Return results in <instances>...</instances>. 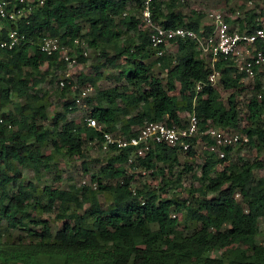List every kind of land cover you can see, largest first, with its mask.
<instances>
[{
	"label": "trees",
	"instance_id": "obj_1",
	"mask_svg": "<svg viewBox=\"0 0 264 264\" xmlns=\"http://www.w3.org/2000/svg\"><path fill=\"white\" fill-rule=\"evenodd\" d=\"M141 2L44 0L39 4L37 0L31 10L15 21H6L1 29L0 110L5 109V121L0 122V264H264V227L261 230L259 225L261 218L264 222V174H255V169L263 165L261 161L243 159L240 164L218 169L219 163L229 158L232 147L226 148L224 158L208 152L200 184L190 190L187 199L175 190L172 196L163 195L167 188L182 186L184 173L179 170L174 178L168 176L180 164L182 151L166 144L156 145L131 163L153 174L161 173L162 184L157 188H133L135 175L129 174L126 167L131 148L118 149L114 145L109 148L106 164L92 173L95 186L82 183L68 188H40L33 182H21L23 167L34 169L38 177L43 168L50 167L56 156L54 151L46 153L44 146L51 144L55 151L68 156H83V137L100 144L104 140L103 132L89 126L86 118L79 123L57 113L54 127L38 122L48 116L47 92L39 88L46 79L44 74L67 64L58 52L48 54L41 49L47 36L58 37L62 44L71 46L81 62L87 59L82 43H75V39L86 42L105 58L95 65V75H79L81 84L97 86L106 65L122 68L125 84L98 87L95 95L86 97L95 102L90 115L104 130L131 136L147 121L183 125L188 120L181 117V111H195L198 135L210 126L240 128L236 93H231L226 103L218 86L208 83L212 69L192 40H175L178 50L174 55L163 53L152 59L163 46L154 47L149 28L141 25ZM180 6L181 0H154L152 17L165 27L185 26L199 31L204 13L193 9L185 16ZM243 14L241 29L254 31L259 26V14L253 9ZM9 28L24 35L12 48L1 46ZM258 46L264 50L263 42ZM123 57L125 62L118 63ZM45 62L48 69L42 71ZM156 64L166 72V86L151 74ZM216 67L222 72V87L236 89L243 85L244 74L235 71L231 60L222 57ZM198 82L204 83L199 91ZM178 84L179 95L170 93ZM71 86L72 81L66 79L61 94L69 93ZM14 97L16 102L7 109ZM72 105L75 108V100L65 104V111L69 112ZM247 108L249 123L243 130L250 137L248 144L262 151L264 89L259 77ZM59 120L63 121L61 125ZM198 135L190 139L192 146L184 151L190 156L195 155L193 146ZM202 136L210 140L208 135ZM184 166L185 171L192 168L191 164ZM113 179L118 181L110 182ZM12 183L14 189L10 188ZM210 192L217 195L209 197ZM101 193L110 196L108 208L101 203ZM37 205L49 211L58 205L56 217L64 220L62 227L54 233L48 220L31 217L29 210ZM19 227H24L27 237L15 241L12 230ZM259 235L262 243L257 241ZM212 249L224 253L215 257L210 254Z\"/></svg>",
	"mask_w": 264,
	"mask_h": 264
},
{
	"label": "rangeland",
	"instance_id": "obj_2",
	"mask_svg": "<svg viewBox=\"0 0 264 264\" xmlns=\"http://www.w3.org/2000/svg\"><path fill=\"white\" fill-rule=\"evenodd\" d=\"M168 1V0H167ZM133 7V6H132ZM196 9L204 13V19L202 20V25L207 21V15L214 12L224 13L227 19L231 18L232 15H235L239 10L243 14L244 11L253 9L259 16L264 19V0H181V6L179 10L185 15L189 16L192 13V10ZM4 23H0V31L4 27ZM87 25L85 26V30ZM83 54L86 57V62H81L78 59V55L75 50L72 48V54L77 57V61L73 65H67L65 68L59 69H50L46 76V79L41 82L39 88L43 92H47V99L49 101L48 106V116L46 119H39L38 122L44 123L48 127H54L56 121L57 113L65 114L68 120H74L81 123L87 115L90 114L93 104L95 102H90L86 100V97L83 95L84 84H81L78 81V77L81 74L86 75H95L96 68L95 65L104 62L105 58L101 56L99 51L90 48L86 42H82ZM178 50V44L175 42H170L166 45L164 53L169 55H174ZM156 54L152 59L157 57ZM126 58H121L118 63L125 62ZM42 71H47L48 64L45 62L41 65ZM121 67H113L112 65H106L101 70L103 75L98 80L97 86H93V90L90 93H87L89 97L96 94V91L99 88H106L116 85L125 84L126 80L120 74ZM69 73V76H67ZM151 74L159 77L164 85L167 84L166 72L163 71L159 64H156L151 70ZM69 79L72 81L71 91L66 95H62L61 91L63 86L60 84L61 80ZM244 82L240 88L236 89H225L221 86L220 83L217 84L221 96L226 103H228V97L231 93H236L237 104L240 111L241 117V126L237 131L244 132L243 128L248 125V108H247V99L254 94L253 88L250 86L252 82L246 77L243 78ZM179 84L177 88L170 93H175L179 95ZM37 88V89H39ZM132 90H135V87L131 86ZM75 100V108H70L69 112L65 111V104L70 103V101ZM16 102V98L12 99L7 105V109L13 107V103ZM5 110V109H3ZM2 110V111H3ZM180 115L185 120H188L189 114L187 111H181ZM63 123L62 120H59V125ZM231 130H234L230 128ZM203 134L198 135L197 140L193 146L195 149V155L190 156L188 152H179L180 164L176 166L174 173L168 172V176L175 177L176 173L181 170L183 171L182 186L177 189L167 188L164 192V196H172L175 193L179 194L181 198H189L190 190L198 187L200 184L199 177L201 174L202 165L205 163L208 152L210 151L209 140L202 136ZM82 148L84 151L83 156L79 155H65L63 151H55L54 147L49 144L43 147L46 153H51L54 151L55 159L50 163L49 168H43L41 170V177L36 175V172L32 168H22L23 178L21 182L23 184H28L33 182L38 185V187L43 188L45 185H51L58 188H68L71 185H80L82 183L96 185V182L92 180V173L98 171L101 166L106 164V161L110 155V149H105L102 144L97 142H90L87 139L82 141ZM243 159L250 162L261 161L262 167L255 169L256 176L260 177L264 174V150L260 151L255 145L252 144H237L234 149L229 153V158L224 162L219 163L218 169H223L225 165L229 164H240ZM191 164L192 168L188 171H185L184 164ZM135 164V162H134ZM129 174H134V179L132 181L133 188H140L144 185H149L152 188H157L162 184V174L156 172L152 173L150 169H146L142 166L134 167L129 162L126 164ZM118 179H113L110 182H117ZM104 182H108V179H104ZM11 189H14L13 183L10 185ZM198 195L197 192H195ZM217 195L216 192H210L209 197ZM100 200L104 208H108L111 205L110 196L108 193H101ZM46 200H43L45 205ZM88 207V205H87ZM29 213L31 217L38 219H46L49 221L53 232L55 233L60 229L64 223V220L57 219L56 215L58 213V205L52 210L49 211L41 205H37L35 209H30ZM174 214H177L181 219L182 214L177 211H173ZM4 223H6L4 221ZM261 230H263L264 222L263 218L260 219L259 223ZM32 227L39 229V226L31 224ZM179 228H183V225H180ZM12 233L14 235L15 241L18 240V237H27V231L24 227H19L13 229ZM257 241L262 243V236L257 237ZM237 246V245H235ZM245 246V245H243ZM224 253V250L221 249H212L210 254L215 257H220Z\"/></svg>",
	"mask_w": 264,
	"mask_h": 264
},
{
	"label": "built area",
	"instance_id": "obj_3",
	"mask_svg": "<svg viewBox=\"0 0 264 264\" xmlns=\"http://www.w3.org/2000/svg\"><path fill=\"white\" fill-rule=\"evenodd\" d=\"M36 1L0 0V23L15 21L18 16L31 10ZM141 1V25L149 28L150 40L154 47L163 46L158 51V55L164 53L166 45L171 41L189 39L196 44L197 49L212 69L208 77L209 84L217 86L219 83L222 72L216 67V63L223 57L232 61L237 73H243L244 77L252 82L251 88H256V79L259 77L261 88L264 89V50L258 46V42L264 43V19L261 16L257 17L259 26L250 32L248 28L241 29V19L245 18L241 11L238 10L229 19L226 18L224 13L212 11L207 15L208 21L197 31L190 27H165L157 23L152 17L154 0ZM43 2L44 0H39V4ZM207 27H209V30ZM23 37L24 35H21L17 29L9 28L7 38L2 40L1 46L12 48ZM75 43L82 42L75 39ZM41 49L48 54L58 52L59 57L64 59L67 65H73L77 61V57L70 53L72 47L62 44L58 37H45L41 43ZM67 76H69V73H67ZM243 78L242 81L244 82ZM65 83L66 80L60 81L62 86H65ZM203 86L204 83L198 82L196 90L199 91ZM92 90L93 85L87 83L83 88L84 97H87V93ZM258 97H262V92L258 93ZM248 102L249 99H247ZM188 114V121L183 125L169 124L165 120L147 121L138 126L136 128L137 132L131 136L104 130L98 120L90 114L87 115L86 120L89 126L103 132L102 145L105 149H109L111 145L118 149L131 148L128 157V162L131 164L144 157L156 145L166 144L181 151L189 150L192 146L190 139L199 134V118L195 111L188 112ZM4 121L2 110H0V122ZM203 134L209 136V149L211 152L216 153L219 158L226 156L227 147L234 149L237 144H248L250 141L247 133L239 132L237 129L231 130L210 126L203 131ZM236 196L239 197L240 193H237Z\"/></svg>",
	"mask_w": 264,
	"mask_h": 264
}]
</instances>
